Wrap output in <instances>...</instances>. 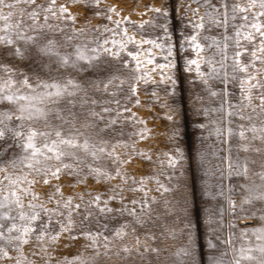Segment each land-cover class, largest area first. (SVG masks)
<instances>
[{"label": "snow or ice", "instance_id": "1", "mask_svg": "<svg viewBox=\"0 0 264 264\" xmlns=\"http://www.w3.org/2000/svg\"><path fill=\"white\" fill-rule=\"evenodd\" d=\"M72 3L94 8V15L112 22L114 28L102 25L91 29L99 32L102 28L103 32L111 34V39L90 40L87 27H75L77 15L56 0L41 4L36 0H0V47L10 50L7 54L20 61L32 60L35 64L34 57L46 61L37 64L38 70L29 66L27 71L0 62V261L10 264H36L24 251L25 245L33 241L32 255L43 253L48 259L42 264H53L48 249L64 234L73 240L83 237L87 242L85 249H91V253L78 254L72 260L57 259L54 264H96L101 248L108 255L117 244L122 247L116 255L121 251L128 255L135 251L143 258L145 253L159 256L162 251L160 247L142 243L139 236H134L132 247L125 243L129 233L136 232V226L148 222L155 197L149 200L151 190L145 184L152 177H140L137 181L126 167L134 156L151 160L150 155L137 150L138 141L131 139L136 136L143 141L150 130L145 126L126 132L123 125H146L128 105H140L141 84L155 83L140 59L139 46L149 44L161 48L163 45L155 40H137L135 33H129L128 28L122 26L128 18L114 20L108 13L118 16L117 9L109 6L105 12L103 0H72ZM21 4L30 6L27 16L31 24H25V9L18 7ZM204 4L210 11L206 10L203 15L199 4L190 9L196 20L190 21L193 31L184 36V41L195 55L185 61L186 69L194 72V81L199 79L205 86L212 79L223 78L225 84L229 78L239 80L242 101H247L249 108L253 107L252 90H262L258 97L261 111L257 121L247 127L240 125L238 136L241 141L259 140L264 144V0H231V3L221 0L219 6L204 0ZM151 10L161 12L158 8ZM17 14L19 18L14 21ZM50 18L68 21L66 27L70 34L57 40L37 31L48 28L63 32L59 25L48 23ZM206 19L225 29L222 38L201 36ZM229 19L240 21L233 24V35L227 34ZM131 23L135 26V22ZM149 23L150 20H142L139 27L142 29ZM130 44L137 50L129 51ZM171 48L169 44V52ZM125 52L131 60L122 59ZM147 63H153L150 56ZM88 73L90 75H86ZM152 95L156 97L155 92ZM239 114L241 119L253 120L251 115ZM232 131L228 128L227 134L231 136ZM242 147L248 151L250 145L245 143ZM13 148L15 151L9 156ZM252 151L260 153L264 149L253 148ZM166 155L167 164L174 166L176 158ZM227 167L228 176L235 174L246 181L241 186L240 210L245 211L247 205L249 217L258 211L260 220L264 221V160L260 170L251 175L246 162L234 167L229 157ZM221 175L223 177L224 173ZM64 177L68 178L67 183H61ZM89 180L93 185L108 187L103 192L90 188ZM129 184L133 187L126 188ZM157 184V191H169L158 179ZM38 185L45 191H37ZM78 185L83 186L79 192L75 191ZM65 187L70 189L67 194ZM126 191H140L143 196L128 199ZM112 202H118L119 206H111ZM256 202L262 207L256 209ZM228 203L236 209L235 200L229 197ZM92 223L97 230L89 227ZM249 233L255 237V244L249 240ZM166 236L175 239V231H168ZM240 236L249 240L248 246L237 248L229 236L225 243L232 245V257L223 259L227 253L221 258L209 257V264H264V225L245 228ZM150 239L156 241L157 237L151 235ZM208 244L210 249L216 248L211 240ZM192 245L189 235L187 243L170 250L167 264H191ZM36 248L39 251H35Z\"/></svg>", "mask_w": 264, "mask_h": 264}, {"label": "rangeland", "instance_id": "2", "mask_svg": "<svg viewBox=\"0 0 264 264\" xmlns=\"http://www.w3.org/2000/svg\"><path fill=\"white\" fill-rule=\"evenodd\" d=\"M56 2L57 4L64 3L73 14L77 15L75 27H87L90 40L111 39V34L103 32L102 28L99 32L91 31L102 25H107L109 28L115 27L103 16L94 15V8L83 4H73L72 0H56ZM228 2L231 3V0ZM36 3H46V0H36ZM211 3L219 6L221 0H211ZM198 4L201 15L206 10L210 11L205 8L204 0H198V3L197 0H103L105 12L109 6H115L117 9L118 16L108 13L113 15L114 20L123 21L124 17L128 18V21H123L122 26L127 27L129 33H135L137 40L140 38L155 40L163 45L161 48L149 44L139 46L142 53L140 59L155 83L149 81L147 85L141 84L140 105H128L137 117L146 121V125L131 123L123 125L126 132H132L145 126L150 130L143 141H139L136 136H132L131 139L138 141L137 150L150 155L151 160L142 156H134L126 167L130 174L135 175L137 181L140 177H152V179H147L145 184L151 190L148 193L149 200L155 197V202L151 203L148 222L144 226H136V232H130L125 243L132 247L134 236H139L142 243L146 242L152 247H160L162 251L159 256L151 252L145 253L143 258L135 251H132L130 255L122 251L120 255H116L115 253L122 247L117 244L111 248L108 255H105V249L101 248L96 264H167L170 250L187 243L189 235L193 240L191 264H209V257L221 258L224 253L227 255L223 256V259L227 260L232 257V245L225 243L229 236L237 248L241 245L248 246L249 240L255 244L257 241L251 233H249V240H244L240 232L245 228L251 229L264 225V221L259 218L258 211L254 216L249 217L247 211L249 206H245V211L240 210V200L243 195L241 186L246 181L242 176L227 175L229 157L234 167L237 163L246 162L250 175L260 170L264 152L257 153L252 149H264V144H261L259 140L241 141L238 132L240 125L247 127L257 121L261 111V102L258 97L262 94V90H252L253 107L249 108L246 106L247 101H242L239 80L232 81L229 78V82L225 84L223 78L212 79L209 80L207 86L199 79L193 80L194 72L187 71L185 61L193 58L195 53L184 41V36L190 35L193 31L190 21H195L196 17L190 9H195ZM18 7L25 9L26 14L23 17L25 24H31L27 16V12L31 10L30 6L21 4ZM153 8L161 9V12L152 11ZM18 18L17 14L14 21ZM142 20H150L151 23L141 29L139 22ZM131 22H135V26ZM40 23H43L42 16ZM48 23L54 26L59 25L63 28V32L49 31L48 28H38L37 31H42L57 40H62L66 33L70 34V29L66 27L68 21L50 18ZM239 23V20L229 19L227 34L233 35V24ZM224 34L223 27H217L206 19L205 28L201 33L202 37L222 38ZM116 39L120 37L116 36ZM169 44L172 45L171 52L168 49ZM182 44L184 47H181ZM148 49H151V52H148ZM128 50L136 51L137 49L135 45L130 44ZM8 51L10 50L0 47V62L11 63L25 71L29 66L38 70L37 64L46 62L35 57V64L32 60L20 61L9 56ZM229 54H231V48H229ZM149 56L153 61L151 64L147 63ZM122 59L131 60L132 58L128 57L125 52L122 53ZM216 59L218 60L219 56ZM157 65H165V67H156ZM153 92L159 99L152 95ZM212 92L217 94L212 95ZM239 113L245 116L251 115L253 120L241 119ZM228 128L233 130L231 136L227 134ZM217 130L220 132L219 135ZM246 135L251 134L246 133ZM245 143L250 145L248 151L242 147ZM12 151L15 149L9 150V156ZM166 154L176 158L174 166L167 164L168 155ZM222 173H224L223 177ZM157 179L169 191L165 192L163 189L157 191ZM67 182L68 178H62L61 183ZM88 185L101 192L108 187L107 185H93L91 180L88 181ZM127 187H133V185L129 184ZM82 189L83 186L78 185L75 191L79 192ZM36 190L43 192L45 188L38 185ZM63 190L65 194L70 191L68 187ZM125 196L128 199L141 198L143 193L126 191ZM229 197L236 201L235 210L229 206ZM111 206L119 205L118 202H112ZM254 207L259 209L262 205L256 202ZM89 227L97 230L95 223ZM173 230L175 239L166 236L168 231ZM151 235H155L157 240L152 241ZM209 240L216 245L215 249L209 248ZM86 243L83 237L73 240L64 234L54 247L48 249L52 253L53 264L57 259L72 260L78 254L89 255L91 249H85ZM33 244L25 245V254L35 260L36 264H42L43 260L48 257L43 253L33 256ZM35 251L39 249L36 248ZM0 264H10V262L0 261Z\"/></svg>", "mask_w": 264, "mask_h": 264}]
</instances>
